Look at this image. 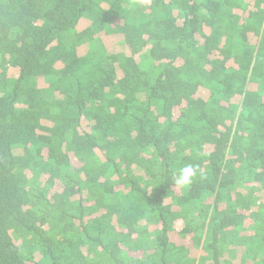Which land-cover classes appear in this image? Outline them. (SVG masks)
<instances>
[{"label":"trees","instance_id":"1","mask_svg":"<svg viewBox=\"0 0 264 264\" xmlns=\"http://www.w3.org/2000/svg\"><path fill=\"white\" fill-rule=\"evenodd\" d=\"M0 264H264V0H0Z\"/></svg>","mask_w":264,"mask_h":264},{"label":"clouds","instance_id":"2","mask_svg":"<svg viewBox=\"0 0 264 264\" xmlns=\"http://www.w3.org/2000/svg\"><path fill=\"white\" fill-rule=\"evenodd\" d=\"M197 169L192 165H187L178 170L174 177V184L177 188H186L190 186L196 177Z\"/></svg>","mask_w":264,"mask_h":264},{"label":"rangeland","instance_id":"3","mask_svg":"<svg viewBox=\"0 0 264 264\" xmlns=\"http://www.w3.org/2000/svg\"><path fill=\"white\" fill-rule=\"evenodd\" d=\"M118 40H119L118 38L114 36H110V37H105L103 43L106 49L111 50L112 48L117 46Z\"/></svg>","mask_w":264,"mask_h":264}]
</instances>
